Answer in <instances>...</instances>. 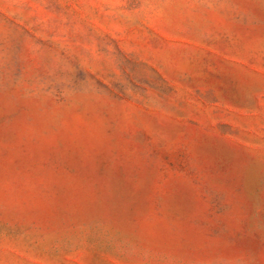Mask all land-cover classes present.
<instances>
[{
    "label": "rangeland",
    "instance_id": "374dc122",
    "mask_svg": "<svg viewBox=\"0 0 264 264\" xmlns=\"http://www.w3.org/2000/svg\"><path fill=\"white\" fill-rule=\"evenodd\" d=\"M0 264H264V0H0Z\"/></svg>",
    "mask_w": 264,
    "mask_h": 264
}]
</instances>
